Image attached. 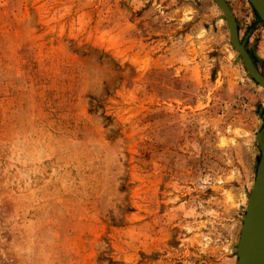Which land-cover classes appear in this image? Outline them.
I'll return each instance as SVG.
<instances>
[{
	"label": "rangeland",
	"instance_id": "obj_1",
	"mask_svg": "<svg viewBox=\"0 0 264 264\" xmlns=\"http://www.w3.org/2000/svg\"><path fill=\"white\" fill-rule=\"evenodd\" d=\"M263 130L214 0H0V264H238Z\"/></svg>",
	"mask_w": 264,
	"mask_h": 264
},
{
	"label": "water",
	"instance_id": "obj_2",
	"mask_svg": "<svg viewBox=\"0 0 264 264\" xmlns=\"http://www.w3.org/2000/svg\"><path fill=\"white\" fill-rule=\"evenodd\" d=\"M224 13L230 31V41L241 57L250 77L259 85H264V76L256 67L245 43L241 42L238 23L226 0H214ZM259 17L264 22V0H250ZM263 132L259 135L262 156L258 164L252 193L249 195L248 209L238 244V264H264V141ZM257 248L259 251H257Z\"/></svg>",
	"mask_w": 264,
	"mask_h": 264
},
{
	"label": "bare ground",
	"instance_id": "obj_3",
	"mask_svg": "<svg viewBox=\"0 0 264 264\" xmlns=\"http://www.w3.org/2000/svg\"><path fill=\"white\" fill-rule=\"evenodd\" d=\"M261 86L264 87V85H261ZM257 251H259L258 248H257ZM252 257H253V255L251 254L250 264H252Z\"/></svg>",
	"mask_w": 264,
	"mask_h": 264
}]
</instances>
